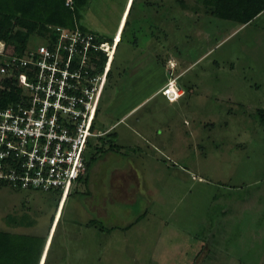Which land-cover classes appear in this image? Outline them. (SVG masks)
<instances>
[{
	"label": "rangeland",
	"instance_id": "rangeland-1",
	"mask_svg": "<svg viewBox=\"0 0 264 264\" xmlns=\"http://www.w3.org/2000/svg\"><path fill=\"white\" fill-rule=\"evenodd\" d=\"M214 3L80 10L79 25L108 44L125 11L121 82L113 94L107 80L99 116L108 127L136 108L115 125L112 151L110 137L90 139L89 174L60 211L56 191L0 185V231L46 238L41 264L48 250L47 264H264V13L241 25L212 16ZM179 72V101L140 103Z\"/></svg>",
	"mask_w": 264,
	"mask_h": 264
},
{
	"label": "built area",
	"instance_id": "built-area-1",
	"mask_svg": "<svg viewBox=\"0 0 264 264\" xmlns=\"http://www.w3.org/2000/svg\"><path fill=\"white\" fill-rule=\"evenodd\" d=\"M65 6L72 8V0ZM53 30L56 37L20 54L6 56L0 42V93L13 94L0 107V185L60 191L62 205L86 175L90 139L104 135L95 123L115 37L108 44L76 25ZM175 81L162 91L169 100Z\"/></svg>",
	"mask_w": 264,
	"mask_h": 264
},
{
	"label": "trees",
	"instance_id": "trees-1",
	"mask_svg": "<svg viewBox=\"0 0 264 264\" xmlns=\"http://www.w3.org/2000/svg\"><path fill=\"white\" fill-rule=\"evenodd\" d=\"M65 2L66 0H0V42L5 45L4 54L9 56L22 53L28 47L27 41L34 35L44 41L46 38L56 37L54 27L74 29L75 23L79 25L77 22L79 12L88 5V0H72V8L66 7ZM263 13L264 0H215L211 12L212 16L241 25L250 23ZM79 28L90 31L80 25ZM1 60L2 57H0V62ZM104 61L105 57L100 55L98 64L101 67ZM109 77L110 72L108 79ZM11 98H13L11 93H0V107H4ZM98 114L99 108L97 116ZM108 137H110L108 143L111 145L114 134H110ZM113 148L111 145L107 150ZM89 166L86 157L87 170ZM56 192L60 195L59 206L61 192ZM53 223L54 217L51 219L49 232ZM8 224L19 227L26 226L23 222L12 220H8ZM28 224L27 226H29ZM91 224L93 225V222ZM46 243V238L39 236L0 231V264H41ZM49 252L50 250L47 252L44 264L48 263Z\"/></svg>",
	"mask_w": 264,
	"mask_h": 264
},
{
	"label": "crops",
	"instance_id": "crops-1",
	"mask_svg": "<svg viewBox=\"0 0 264 264\" xmlns=\"http://www.w3.org/2000/svg\"><path fill=\"white\" fill-rule=\"evenodd\" d=\"M124 17H125V11L123 12V14H122V16H121V18H120V22H119V24H118V28H117V31H116V33L114 34V36L113 37H115V48H114V54H113V60H112V62H111V70H110V77H109V80H111V83H112V87H111V93H113L114 94V91H115V88L118 86V84L121 82L120 80H121V78H120V75H121V73L119 72V73H117V70L115 71V61H116V56H117V51H118V47H119V42H120V37H121V34H122V31H123V29H122V24H123V19H124ZM116 39H118V41L116 40ZM170 64L171 65H175V63L174 62H170ZM183 74V72H179L178 74H177V76L176 77H174V78H171V80H173V79H175L176 81H175V86L178 88V91H177V89L176 88H174V86H171V88H170V90L168 91L169 93L168 94H170L172 97H173V100H169V101H174V102H176V101H179L184 95H185V89L184 88H182V86H180V85H177V82H178V80H180V78H181V75ZM170 81V80H169ZM168 81V82H169ZM167 82V83H168ZM167 83H165V84H162L161 86H159V87H157V89L153 92V93H151L149 96H146L145 98H144V100L142 101V102H140L141 104L142 103H144L145 101H147V100H149L151 97H153L155 94H157V93H160L162 96H164L163 94H162V91H163V89H165L166 88V86H167ZM106 88V87H105ZM171 89H173V90H175L176 92H177V94H178V97L176 98V94L171 90ZM105 91V90H104ZM106 94L104 93V95L103 96H105ZM180 95V96H179ZM165 97V96H164ZM167 98V97H166ZM139 103V104H140ZM138 106V105H137ZM136 108V107H135ZM135 108H133V109H131L127 114H124V115H122V116H120V117H118L117 119H116V122L115 123H113L112 125H110V126H108V127H106L105 126V124L104 123H102V121H101V116H99L100 114H98V116H97V118H96V128H97V130H98V127H102V133H104V137L105 136H108V135H110L111 133H112V131L114 130V128H115V125L117 124V123H119V122H123L124 120H125V118L132 112V111H134V109ZM98 131H100V130H98ZM114 139H115V134H114ZM106 143L104 142L103 143V146L105 145ZM113 145H115V142H114V144ZM106 146V145H105ZM105 146L103 147L104 148V150H105ZM113 147H115V146H113ZM110 151H112L111 149H110ZM89 170H90V166H89V168H88V170H87V172H86V175L84 176V178L89 174ZM61 205V204H60ZM60 207V206H59Z\"/></svg>",
	"mask_w": 264,
	"mask_h": 264
},
{
	"label": "bare ground",
	"instance_id": "bare-ground-1",
	"mask_svg": "<svg viewBox=\"0 0 264 264\" xmlns=\"http://www.w3.org/2000/svg\"><path fill=\"white\" fill-rule=\"evenodd\" d=\"M117 41H118V39H116ZM176 96V95H175ZM177 97V96H176ZM63 205V204H62ZM62 205H60V207L58 208V210L60 211V209H61V207H62Z\"/></svg>",
	"mask_w": 264,
	"mask_h": 264
},
{
	"label": "clouds",
	"instance_id": "clouds-1",
	"mask_svg": "<svg viewBox=\"0 0 264 264\" xmlns=\"http://www.w3.org/2000/svg\"><path fill=\"white\" fill-rule=\"evenodd\" d=\"M177 91H178V88L176 87Z\"/></svg>",
	"mask_w": 264,
	"mask_h": 264
}]
</instances>
